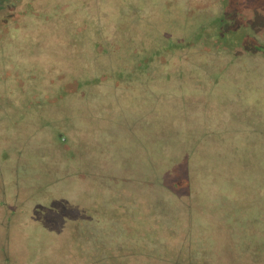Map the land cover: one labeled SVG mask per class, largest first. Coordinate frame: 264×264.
<instances>
[{"label":"rangeland","instance_id":"1","mask_svg":"<svg viewBox=\"0 0 264 264\" xmlns=\"http://www.w3.org/2000/svg\"><path fill=\"white\" fill-rule=\"evenodd\" d=\"M0 264H264V0H0Z\"/></svg>","mask_w":264,"mask_h":264},{"label":"trees","instance_id":"2","mask_svg":"<svg viewBox=\"0 0 264 264\" xmlns=\"http://www.w3.org/2000/svg\"><path fill=\"white\" fill-rule=\"evenodd\" d=\"M144 61H142V63H143Z\"/></svg>","mask_w":264,"mask_h":264}]
</instances>
